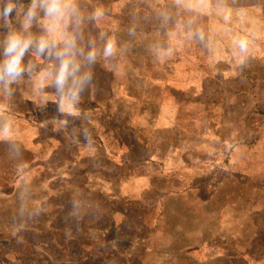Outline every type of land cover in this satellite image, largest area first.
Listing matches in <instances>:
<instances>
[{
  "label": "rangeland",
  "instance_id": "374dc122",
  "mask_svg": "<svg viewBox=\"0 0 264 264\" xmlns=\"http://www.w3.org/2000/svg\"><path fill=\"white\" fill-rule=\"evenodd\" d=\"M75 2L76 75L91 72L76 110L37 82L59 49L38 54L36 23L25 72L0 80V264H264V0ZM178 156L187 170L172 184L192 189L183 215L195 223H161L177 200L129 202L97 178ZM47 166L67 178L49 183Z\"/></svg>",
  "mask_w": 264,
  "mask_h": 264
},
{
  "label": "clouds",
  "instance_id": "9594fccd",
  "mask_svg": "<svg viewBox=\"0 0 264 264\" xmlns=\"http://www.w3.org/2000/svg\"><path fill=\"white\" fill-rule=\"evenodd\" d=\"M102 15L101 9L94 13L96 18ZM82 19L75 0H31L28 4L23 3V0H0V27L9 30L3 42L5 59L0 63V80L11 84L25 72L23 57L37 39L30 31L36 23L44 32L38 39V54H43L45 49H59L56 53L59 66L52 64L47 70L41 71L36 77L37 82L41 87L46 83H53L60 92L61 111L74 112L80 86L90 78L91 72L85 73L83 78L77 77L82 65L78 54H83V48L78 47V34L67 28L69 21L78 26ZM16 24L20 25L19 30L15 28ZM234 43L242 52H247L249 41L246 37H241ZM115 52V41L109 38L103 47V56L111 57ZM97 56L98 51L93 47L85 59L91 64L96 61Z\"/></svg>",
  "mask_w": 264,
  "mask_h": 264
},
{
  "label": "crops",
  "instance_id": "0c3cea01",
  "mask_svg": "<svg viewBox=\"0 0 264 264\" xmlns=\"http://www.w3.org/2000/svg\"><path fill=\"white\" fill-rule=\"evenodd\" d=\"M36 144L35 142H32ZM24 148L29 149V146L24 145ZM33 151V150H31ZM182 156L176 157V160L168 163V160H159L157 163H150L147 159H142L140 162H135V159H127L124 162H117L120 167L118 173L116 175H112L111 177L98 175L99 183L101 184V188L111 189L113 195L123 196L127 198L129 202H146L147 198L154 194L157 196V205L161 207V205H166L169 200L177 202L181 205V207L174 208L175 214L169 215L171 219H165L161 223H195L194 220L186 219L183 215V211L186 210L188 212L192 209V199L191 192L192 189L185 190L182 193H175V188L172 184V181L175 178L178 179V175L180 173H184L187 169L185 166H182L184 163L182 161ZM179 162V165H173V163ZM35 162H32L30 165L33 167ZM52 167L47 166L48 173L46 181H51L52 183L56 179L67 178L65 172L63 174H56L55 169H51ZM152 170L154 172H152ZM154 173V174H153ZM57 175H61L60 177H56ZM51 176V177H50ZM185 179L184 176H182ZM154 181V185H153ZM50 183V182H49ZM116 197V196H115ZM126 200V199H125ZM169 201V202H171Z\"/></svg>",
  "mask_w": 264,
  "mask_h": 264
}]
</instances>
